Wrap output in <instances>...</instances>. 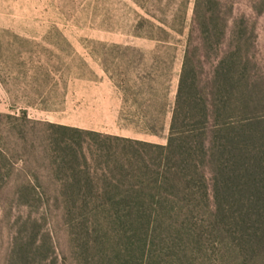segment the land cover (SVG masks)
Instances as JSON below:
<instances>
[{"label": "trees", "instance_id": "1", "mask_svg": "<svg viewBox=\"0 0 264 264\" xmlns=\"http://www.w3.org/2000/svg\"><path fill=\"white\" fill-rule=\"evenodd\" d=\"M227 2L194 1L164 144L0 112V203L59 209L76 264H264V77ZM32 221L8 264H54Z\"/></svg>", "mask_w": 264, "mask_h": 264}, {"label": "rangeland", "instance_id": "2", "mask_svg": "<svg viewBox=\"0 0 264 264\" xmlns=\"http://www.w3.org/2000/svg\"><path fill=\"white\" fill-rule=\"evenodd\" d=\"M194 1L0 0V112L17 113L36 102L68 110L69 116H58L71 120V107L65 103L72 102L74 91L82 103L77 123L103 133L132 135L150 128L155 131L150 139L164 144ZM227 1L232 7L228 25L243 19L240 25L254 35L256 74L264 77V0ZM151 23L169 33L167 41L149 38L159 35ZM102 70L122 96L118 117L116 106L108 105L110 88ZM144 76L157 90L155 95L142 92ZM42 188L53 190L54 185L46 182ZM27 218L36 219L39 238L50 236L54 264H76L59 209L2 203L0 264H8L14 237Z\"/></svg>", "mask_w": 264, "mask_h": 264}, {"label": "crops", "instance_id": "3", "mask_svg": "<svg viewBox=\"0 0 264 264\" xmlns=\"http://www.w3.org/2000/svg\"><path fill=\"white\" fill-rule=\"evenodd\" d=\"M102 72L105 75V83L107 86L110 88L109 96L108 99H110V103H108L109 106H116V116L118 117V114L121 109V104H122V96L120 93L116 90V87L114 86L112 82V78L110 75L107 73V71L102 70ZM176 85H177V80H175L174 84V96H175V90H176ZM67 93V94H66ZM64 93L66 96L68 95V92ZM71 107V112H72V119H64V118H59L58 114H68L69 116V111H64L63 108L62 110H54V109H48L43 106H39L38 103L32 102V103H27L23 109L26 110L28 116L33 119L37 120H43V121H49L57 124H62L71 128H80V129H90L94 130V127L89 126V125H81L77 123L80 119V108L82 106L81 103V96L77 95L75 97V92H72V102L69 103L68 101L65 103ZM64 104V105H65ZM77 114V115H75ZM62 116V115H61ZM116 117V118H117ZM113 135H119V136H125V137H130L134 139H140V140H146L150 142H155L150 139V137L153 136L154 133L142 130L140 132V135H132V134H123V133H109ZM157 143V142H156Z\"/></svg>", "mask_w": 264, "mask_h": 264}]
</instances>
